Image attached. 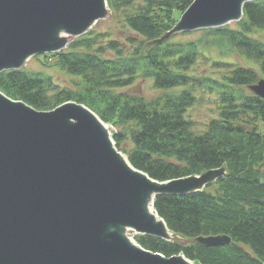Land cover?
Returning a JSON list of instances; mask_svg holds the SVG:
<instances>
[{"label": "trees", "instance_id": "trees-1", "mask_svg": "<svg viewBox=\"0 0 264 264\" xmlns=\"http://www.w3.org/2000/svg\"><path fill=\"white\" fill-rule=\"evenodd\" d=\"M193 1L108 0L121 32L133 36L120 41L90 32L62 53L40 56L44 65L53 62L73 77L74 87L61 88L50 75L21 70L0 74V91L43 112L69 101L87 106L116 129V146L131 165L155 181L225 168L226 176L202 192L154 199L174 241L146 235L136 241L148 251L168 258L182 254L195 264H264V100L249 90L264 77V44L252 37L264 33V0L247 3L235 28L184 33L158 44ZM194 34L201 36L178 40ZM212 49L251 65L212 58ZM201 64L212 72L198 73ZM140 78L151 80L161 95L146 100L131 93ZM199 93L215 95L219 104L217 118L198 134L188 113ZM216 236L230 237L231 245L206 247L197 241Z\"/></svg>", "mask_w": 264, "mask_h": 264}, {"label": "water", "instance_id": "water-1", "mask_svg": "<svg viewBox=\"0 0 264 264\" xmlns=\"http://www.w3.org/2000/svg\"><path fill=\"white\" fill-rule=\"evenodd\" d=\"M258 0H194L171 36L218 29ZM110 14L107 0H0V74L34 56L64 51ZM250 90L264 99V79ZM226 175L158 182L118 151L106 125L75 102L43 112L0 91V264H192L135 245L128 230L172 236L152 211L158 195L203 191ZM225 247L228 236L201 237Z\"/></svg>", "mask_w": 264, "mask_h": 264}, {"label": "rangeland", "instance_id": "rangeland-1", "mask_svg": "<svg viewBox=\"0 0 264 264\" xmlns=\"http://www.w3.org/2000/svg\"><path fill=\"white\" fill-rule=\"evenodd\" d=\"M178 22V21H177ZM119 20H116L112 16V11H110V14L108 17L104 20L99 21L97 24H95L89 32L91 33H108L111 35V39H118L124 41L127 36H133L129 33V31L121 32V26L119 25ZM230 28H235L236 24L232 23L229 25ZM198 35L200 34H194L191 36H179L178 40H197ZM201 36V35H200ZM252 37L264 44V33L262 32H255ZM212 55V58L215 59H224L227 61H233L237 62L238 64L247 66L251 65L250 63H244L242 59L239 57H236L235 55H227V56H219L218 50H209ZM207 55L210 56L209 52L207 51ZM111 57V56H108ZM46 63V62H45ZM47 65V64H46ZM44 65L43 59L40 56H35L31 58L27 65L24 67V70L28 72H41L46 75L52 76L55 84H57L61 88H72L74 87V83L76 80L73 77L68 76L67 74L60 72L58 68L53 66V62H49L48 65ZM212 70L208 65L201 64V66L198 69V73L204 74V73H211ZM220 74L217 73L216 78L219 77ZM261 79V78H260ZM131 93L138 94L145 98L146 100H152L156 99L158 96L161 95V91L156 90L153 86V83L151 80H143L138 79L134 86L131 87L129 90ZM199 100L197 104L189 110L188 118L194 123V131L196 133H203L208 123L213 119L217 118L218 116V99L215 95H210L207 93H199ZM116 134V129L113 128L111 130V135L114 138V135ZM128 237L132 240L133 243H136V237L137 234L133 231H128ZM194 264V263H193Z\"/></svg>", "mask_w": 264, "mask_h": 264}]
</instances>
